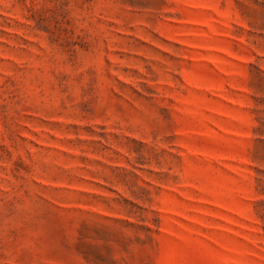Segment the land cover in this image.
<instances>
[{
    "label": "rangeland",
    "instance_id": "rangeland-1",
    "mask_svg": "<svg viewBox=\"0 0 264 264\" xmlns=\"http://www.w3.org/2000/svg\"><path fill=\"white\" fill-rule=\"evenodd\" d=\"M0 264H264V0H0Z\"/></svg>",
    "mask_w": 264,
    "mask_h": 264
}]
</instances>
